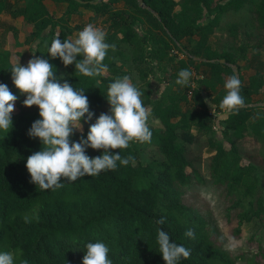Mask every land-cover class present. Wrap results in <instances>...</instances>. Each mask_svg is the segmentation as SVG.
Instances as JSON below:
<instances>
[{
    "label": "trees",
    "instance_id": "1",
    "mask_svg": "<svg viewBox=\"0 0 264 264\" xmlns=\"http://www.w3.org/2000/svg\"><path fill=\"white\" fill-rule=\"evenodd\" d=\"M51 1L66 5L61 17L50 14L43 0H0V14L21 17L30 27L25 43L31 47V58L48 59L58 80L85 90L94 115L82 122L83 133L74 131L70 140H78L101 112H108V84L128 75L150 110L148 147L154 156L142 162L140 142L132 141L125 149L111 150L130 156L127 165L117 161L114 170L70 182L61 177L60 188L40 189L30 182L25 166L26 158L41 147L37 138L27 135L39 118L38 108L22 104L24 95L11 79L15 65L8 52H0V82L17 96L12 127L0 131V250L19 249L28 264H82L85 243L101 240L109 248L112 264H165L156 244L161 228L170 239L191 249L179 264H236L237 259L264 264L260 245L248 259L223 250L217 229L204 213L211 194L224 220L236 225L237 235L243 224L264 225V152L241 145L247 138L264 143V107L253 101L264 97V61L248 60L246 68L252 72L246 80L238 64L245 60L247 47L264 48V0H141L154 14L141 8L138 0ZM80 9L94 14L90 21L102 18L106 24L105 40L111 47L103 60L107 71L101 75L84 76L74 65L65 66L47 53L57 33L65 39L73 29H80L69 26L80 16ZM229 16L235 20L222 25ZM217 34L239 39L238 57L228 42L219 45L212 40ZM231 66L241 81L243 106H249L227 111L216 120L203 95L214 96L211 102L220 109L224 81L233 74ZM181 68L195 73V79L184 86L175 84ZM154 76L162 82L156 94ZM204 150L209 154L206 167ZM101 151L86 149L90 157ZM189 228L194 233L191 238L185 235Z\"/></svg>",
    "mask_w": 264,
    "mask_h": 264
},
{
    "label": "clouds",
    "instance_id": "2",
    "mask_svg": "<svg viewBox=\"0 0 264 264\" xmlns=\"http://www.w3.org/2000/svg\"><path fill=\"white\" fill-rule=\"evenodd\" d=\"M111 47L105 40V32L89 23L78 31L75 38L61 39L59 34L51 40L47 53L51 58H59L63 65H74L78 73L93 77L107 71L103 60ZM191 69L181 68L175 84L184 86L190 82ZM11 79L14 86L24 95V106H37L38 119L27 129L30 138H37L40 149L25 160L30 182L42 190L56 189L62 186L60 178L76 181L84 176H97L101 171L114 170L117 161L127 165L130 156L121 157L120 151L132 141L146 142L151 139L148 126L150 110L142 102L141 91L130 82L128 75L112 80L107 87L106 100L108 112H101L89 124L86 134L78 140H70L74 131L83 133L82 122L87 123L94 113L89 109L85 90L76 89L68 80L62 82L54 75V66L48 59L33 56L25 65L17 63L11 67ZM241 81L233 72L223 84L226 93L220 101V107L229 112L237 111L244 105L240 94ZM17 96L5 83L0 82V131H9L12 127L11 113ZM102 150L99 155L90 157L86 149ZM27 222L28 217H25ZM158 223H163L161 218ZM185 235L194 233L191 228ZM156 244L165 264H179L182 258H188L191 249L170 239L168 232L157 229ZM82 264H112L108 257L109 248L101 241H89L84 245ZM21 251L0 250V264H28L22 259Z\"/></svg>",
    "mask_w": 264,
    "mask_h": 264
},
{
    "label": "rangeland",
    "instance_id": "3",
    "mask_svg": "<svg viewBox=\"0 0 264 264\" xmlns=\"http://www.w3.org/2000/svg\"><path fill=\"white\" fill-rule=\"evenodd\" d=\"M174 1H178V0H174ZM176 10H177V8H176ZM97 19L94 20L95 22L91 21L89 23L96 25L97 27L101 28V26H103V25H101V23L98 22ZM99 19H101V18H99ZM233 20H235V19H233V18H231V16H229L228 18H226L225 20L222 21V25H225L229 21H233ZM89 23H84L82 21V19H81V21L74 19L73 21H70L69 26L71 28L78 27V28H80L79 30H81L86 24H89ZM236 23H238V20L236 21ZM240 23H241V21H240ZM105 27L106 26L102 27L103 30H105ZM79 30L73 29L71 34L73 32L78 33ZM137 30L139 32H143V28L140 26H137ZM240 32H242V30H240ZM70 37H71V35H70ZM212 40L215 42L218 40L219 45L225 41L228 42V44L231 46V52H233L235 57H238V56H236L237 55L236 47L238 45H240L239 39L238 40H231V38H228L225 35L222 36V35L217 34L212 38ZM243 56H245V60L239 61L238 64L243 68L242 77L244 80H246L247 76L249 74H251V72H252L251 69L249 68V66L246 68L247 63H249V61H252L253 59H258V60H260V62L264 61V48H262L261 50H254L250 47H247L244 51ZM178 57H179V55H178ZM27 61L28 60H23V61H19V60L17 61L16 60V62L21 64V65H25L27 63ZM147 62L149 65L152 63V61H149V60H147ZM17 63H14L13 65H16ZM119 68L123 72L126 71V68H123V67H119ZM191 72H192V76H191L190 80L193 78L195 79V75H194L195 73L193 71H191ZM197 76H198L197 79H199V75H197ZM151 82H152V84H154L153 92L156 94V92H157L156 90H159V91L161 90L162 82H161L159 77L157 80L156 76L151 78ZM6 85L8 86V84H6ZM212 98H214V96L203 95V100H204V103L206 105V108L208 109L209 113L213 116V119L226 116V114L228 113L227 110L222 109L220 107V109L217 111V109H215V105H213L211 102ZM263 100H264V97L262 95L256 96L253 98V101L258 102V104H263ZM14 105H15V103H14ZM261 107H264V105ZM258 112L260 113L263 111L260 110ZM15 113H17V109L14 106L11 115H13ZM213 129L216 130L217 129L216 126H214ZM241 145H242V148L245 150H250L251 148L255 147L254 148L255 150H259L260 152H264V143L254 142L249 138L242 141ZM241 145H240V148H241ZM148 146H149L148 141L142 142V143L140 142L138 145L139 157H140V160L142 162H144L148 158L154 156L153 155L154 152L151 151V149H149L150 147H148ZM208 155L209 154L204 150L203 151V157L205 158V161L203 162V167L207 166V159L206 158H208ZM263 190H264V186H263ZM207 198L210 199V204H209V207L204 209V213H205V216L209 220V224L217 229V231L220 235L219 237H220V240L222 242L223 250L227 251L228 253H230L235 258L238 256H244V258H247V259L251 255L256 254V252L258 251L257 250L258 245H260L262 251L264 252V225H263V223H262V225H259L257 223V221H255L252 224H243L242 227L240 228V230H241L240 234L237 235L236 233H234L236 225L235 224H229L228 222H226L224 220V218L222 216V210L219 208L217 201L214 200L215 199L214 196L209 194L207 196ZM236 264H246V262L243 260L237 259Z\"/></svg>",
    "mask_w": 264,
    "mask_h": 264
},
{
    "label": "crops",
    "instance_id": "4",
    "mask_svg": "<svg viewBox=\"0 0 264 264\" xmlns=\"http://www.w3.org/2000/svg\"><path fill=\"white\" fill-rule=\"evenodd\" d=\"M43 5L55 18L60 17L66 8L65 4L53 3L51 0H43ZM116 7L120 9L122 6L121 4H117ZM92 18H94V14L91 11L80 9V16L74 17L71 21L74 19L81 21L82 19L84 23H89ZM97 21L100 22L101 25L106 26V24L102 22V18H98ZM103 26H101L102 30ZM29 32L30 27L23 24L21 17L13 18L8 14H0V52H8L12 64L17 63L16 60L23 61L31 58V47L25 43L26 36ZM76 35L77 33L73 32L71 38H75Z\"/></svg>",
    "mask_w": 264,
    "mask_h": 264
},
{
    "label": "water",
    "instance_id": "5",
    "mask_svg": "<svg viewBox=\"0 0 264 264\" xmlns=\"http://www.w3.org/2000/svg\"><path fill=\"white\" fill-rule=\"evenodd\" d=\"M74 1L81 3L79 0H74ZM138 2H139V6H140L141 8H143V9H145V10L151 12L152 14H154L152 11H150V10H149V9H148V8L142 3V2H141V0H138ZM97 3H98V1L90 2V4H92V5H95V4H97ZM219 62L222 63V64L224 63L223 60H220ZM231 68H232L233 72H235V74L237 75L236 68L233 67V66H231ZM259 105L263 106L264 103H263V104H259ZM248 106H249V105H247V106H242V107H240V108H244V107H248Z\"/></svg>",
    "mask_w": 264,
    "mask_h": 264
},
{
    "label": "built area",
    "instance_id": "6",
    "mask_svg": "<svg viewBox=\"0 0 264 264\" xmlns=\"http://www.w3.org/2000/svg\"><path fill=\"white\" fill-rule=\"evenodd\" d=\"M179 58H182V56L179 55ZM196 79H197V78H196ZM193 86H194V84L191 83V84H190V87L193 88ZM189 97H190V93L188 94V98H189Z\"/></svg>",
    "mask_w": 264,
    "mask_h": 264
}]
</instances>
